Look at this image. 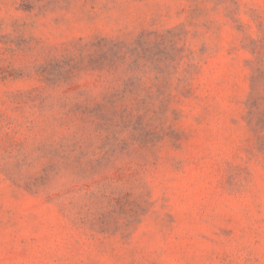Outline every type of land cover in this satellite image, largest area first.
<instances>
[{
    "label": "rangeland",
    "instance_id": "1",
    "mask_svg": "<svg viewBox=\"0 0 264 264\" xmlns=\"http://www.w3.org/2000/svg\"><path fill=\"white\" fill-rule=\"evenodd\" d=\"M0 264H264V0H0Z\"/></svg>",
    "mask_w": 264,
    "mask_h": 264
}]
</instances>
